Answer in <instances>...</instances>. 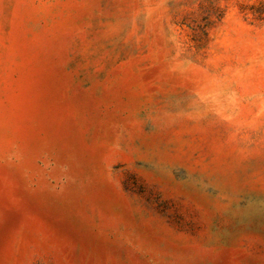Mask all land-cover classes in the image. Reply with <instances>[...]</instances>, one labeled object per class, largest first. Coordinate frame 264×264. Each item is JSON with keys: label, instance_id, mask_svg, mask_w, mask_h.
Here are the masks:
<instances>
[{"label": "rangeland", "instance_id": "374dc122", "mask_svg": "<svg viewBox=\"0 0 264 264\" xmlns=\"http://www.w3.org/2000/svg\"><path fill=\"white\" fill-rule=\"evenodd\" d=\"M0 264H264V0H0Z\"/></svg>", "mask_w": 264, "mask_h": 264}]
</instances>
